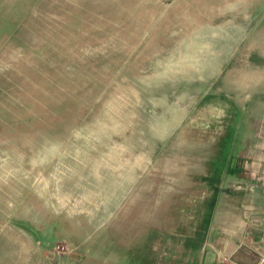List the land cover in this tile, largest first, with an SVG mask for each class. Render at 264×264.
Masks as SVG:
<instances>
[{
    "label": "rangeland",
    "instance_id": "rangeland-1",
    "mask_svg": "<svg viewBox=\"0 0 264 264\" xmlns=\"http://www.w3.org/2000/svg\"><path fill=\"white\" fill-rule=\"evenodd\" d=\"M259 67L264 0H0V238L139 264L114 258L121 210L146 173L185 179L236 149Z\"/></svg>",
    "mask_w": 264,
    "mask_h": 264
},
{
    "label": "crops",
    "instance_id": "crops-1",
    "mask_svg": "<svg viewBox=\"0 0 264 264\" xmlns=\"http://www.w3.org/2000/svg\"><path fill=\"white\" fill-rule=\"evenodd\" d=\"M262 70L259 67L252 76H243V85L263 81ZM261 93H252L254 100L247 109L256 118L251 132L246 129L248 123L235 130L243 135H236L238 146L234 150L230 138L224 159L216 155L205 160L210 171L183 175L185 179L144 175L146 184L140 188L144 198L136 194L128 210L124 208L117 217L120 223L115 228L124 238L119 243L124 253L114 256L117 261L217 264L229 256L240 264H253L260 258L264 253V158L254 156L252 149L264 148V99L257 97ZM232 101L237 114L240 102ZM239 149L241 156H236ZM217 165H223L222 169H216ZM20 233L12 239L0 238V264H57L56 253L38 248L39 238ZM91 256L99 264L105 261Z\"/></svg>",
    "mask_w": 264,
    "mask_h": 264
},
{
    "label": "built area",
    "instance_id": "built-area-1",
    "mask_svg": "<svg viewBox=\"0 0 264 264\" xmlns=\"http://www.w3.org/2000/svg\"><path fill=\"white\" fill-rule=\"evenodd\" d=\"M258 264H264V253L260 257V260L257 262ZM217 264H240L233 259H231L229 256L228 257H223L221 258Z\"/></svg>",
    "mask_w": 264,
    "mask_h": 264
}]
</instances>
